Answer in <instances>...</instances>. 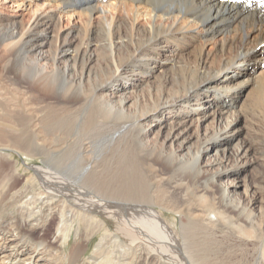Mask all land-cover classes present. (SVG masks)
I'll list each match as a JSON object with an SVG mask.
<instances>
[{
    "label": "bare ground",
    "instance_id": "1",
    "mask_svg": "<svg viewBox=\"0 0 264 264\" xmlns=\"http://www.w3.org/2000/svg\"><path fill=\"white\" fill-rule=\"evenodd\" d=\"M251 88L262 0H0V264H264Z\"/></svg>",
    "mask_w": 264,
    "mask_h": 264
},
{
    "label": "rangeland",
    "instance_id": "2",
    "mask_svg": "<svg viewBox=\"0 0 264 264\" xmlns=\"http://www.w3.org/2000/svg\"><path fill=\"white\" fill-rule=\"evenodd\" d=\"M11 13H12V11H7V14H11ZM20 17L21 16H19L18 18H20ZM95 22L97 23V20H95ZM70 23L63 21L61 23V29L66 30L69 27L73 26L74 24H79V22L76 19L71 21ZM250 91H252V88L251 89H245V91H242L241 92L242 97H241V99H239L237 101V104L234 107L235 112L237 113L238 117H240L239 123H238L240 128L238 129V131H236L235 135L230 140V144L228 145L230 147H233V145H236L238 142L249 140V138L251 137V135L248 131L250 129V127L257 130L260 137H264V117H263L262 113L260 112L261 109L259 108L258 105H255L254 101H250V100H249V107L246 108V106H248V102H247V100H245V99H247V96L244 99V101H242V99L245 97V95L248 94ZM191 133H192V129H191ZM15 159H17L21 165L23 163H25L27 165H34L37 163H41V160L39 158H31V157H23V156L20 157V156L16 155ZM23 160L25 162H23ZM261 161H262L261 158L254 156L253 160L252 159L247 160L245 163L242 164V167H240V171L238 174H230V175L226 176L223 180H225V181L226 180L227 181L234 180L235 184L238 183L241 185L245 180V182L247 184L254 187L257 185L258 182H260L259 173L261 170V165H260ZM230 163H231V161H230ZM235 190H236V193L238 192V195L242 196V194H243L242 193V186H239V187L236 186ZM256 195L259 197V195H261V193L258 190H256ZM162 207L163 206H161V205H152V208L162 216V218L164 219L166 224L169 225L173 229L174 233L177 232L179 230V226H180L179 216L177 214L169 211V210L163 209ZM110 226L113 228L114 223H110ZM174 235H176V234H174ZM95 242L96 241L94 240L92 242V245H94ZM71 245L72 244H70L68 247H70ZM92 250H93V247H89L87 249V251L85 252V255H89Z\"/></svg>",
    "mask_w": 264,
    "mask_h": 264
}]
</instances>
